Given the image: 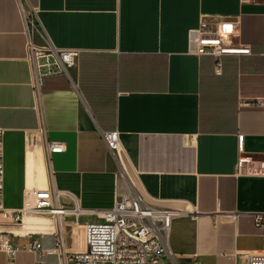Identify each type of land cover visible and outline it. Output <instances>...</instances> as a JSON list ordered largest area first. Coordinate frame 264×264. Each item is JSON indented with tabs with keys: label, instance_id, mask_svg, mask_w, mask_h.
I'll return each mask as SVG.
<instances>
[{
	"label": "crops",
	"instance_id": "crops-1",
	"mask_svg": "<svg viewBox=\"0 0 264 264\" xmlns=\"http://www.w3.org/2000/svg\"><path fill=\"white\" fill-rule=\"evenodd\" d=\"M32 8L37 45L45 34L79 51L38 94ZM222 21L240 51L216 74L195 39ZM106 131L118 132L115 152ZM0 140L6 208L45 189L86 211L27 215L5 226L15 243L82 250L84 226L135 193L178 213L167 243L179 264H247L243 253H264V0H0ZM53 141L65 150L50 153ZM58 253H0V264H59Z\"/></svg>",
	"mask_w": 264,
	"mask_h": 264
},
{
	"label": "built area",
	"instance_id": "built-area-1",
	"mask_svg": "<svg viewBox=\"0 0 264 264\" xmlns=\"http://www.w3.org/2000/svg\"><path fill=\"white\" fill-rule=\"evenodd\" d=\"M37 13L34 8L27 13L28 24V54L34 61L32 85L38 94L46 76L65 73L78 63L79 51L74 48H59L43 34V44L34 42ZM233 21H222L215 29L199 30L195 39L196 52L200 55L214 57L216 74L223 72V56L236 54L240 49L233 44L232 38L236 33ZM107 147L115 152L119 147L117 131L103 132ZM48 150L63 152L65 145L62 142L48 143ZM259 172H264V159L258 162ZM4 179L5 162L3 144L0 140V253L9 261L16 258L20 251H29L34 254L47 255L58 253L62 247L45 250L38 240L29 243H15L11 237V230L6 225H20L27 215H64L72 213L79 215L82 210L79 206L67 208L58 202L61 192L52 190L35 191L26 198L20 209H10L4 206ZM98 213V212H97ZM101 221L87 223L84 226L85 247L82 250L66 253L59 252V264H179L167 243V235L172 220L178 213L172 209L155 208L147 205L135 193H130L107 210L98 213ZM257 227H264V215H256ZM247 264H264V253H243Z\"/></svg>",
	"mask_w": 264,
	"mask_h": 264
}]
</instances>
